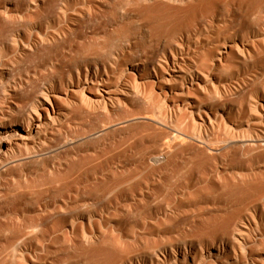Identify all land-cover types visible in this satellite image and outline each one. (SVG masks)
Returning a JSON list of instances; mask_svg holds the SVG:
<instances>
[{
  "label": "bare ground",
  "instance_id": "obj_1",
  "mask_svg": "<svg viewBox=\"0 0 264 264\" xmlns=\"http://www.w3.org/2000/svg\"><path fill=\"white\" fill-rule=\"evenodd\" d=\"M71 1L74 0H0V78L5 76L10 55L30 52L26 81L16 87L0 81V188L7 190V178L15 172L21 180L19 184L13 182L11 191L15 194L0 195V264H264V227L262 223L261 227L251 225L264 210V195L259 194L264 193V179L248 174L235 180L233 176L237 175L230 178L226 174V181L221 173L225 170L220 168L224 157L244 160L264 155V136L252 133L248 143L242 142L248 152L240 149L234 155L219 153L216 144H237L236 137L203 140L209 137V129L226 128L224 124L233 118L231 107L207 109L192 100L203 89V83H208L212 71H226L224 64L244 49V44L232 41L216 47L208 75L190 74L185 69L188 64L182 48L175 47L164 63L158 62V55L143 51L141 60L115 69L110 64L115 59L104 53L105 48L112 49L120 39L138 30L145 32L149 44L159 32L174 41L183 30L198 31L206 23L202 18H209L217 0H165L162 5L165 2L168 7L183 11V18L173 22L174 26L151 15L143 23L124 24L114 34L105 24L122 18L124 6L138 7L145 0H75L74 6L69 7ZM112 2L121 8L112 10ZM156 2L154 7L159 4ZM62 19L76 22L78 27L62 30ZM146 24L150 29H144ZM77 39L85 45L72 56L73 48L79 44ZM92 56L95 59H90ZM42 60H47L49 67L42 66ZM199 63L205 65L206 58ZM147 65H154V74L146 77L149 83L141 70ZM229 65L231 72L236 73ZM222 95L231 106L235 100L243 99V92L233 93L229 86ZM255 105L253 109L264 123V104ZM185 116L195 123L188 132L179 133L187 142L159 128L167 126L174 117ZM133 128L141 129L140 140H145L142 132L153 131L146 137L148 147L134 150L131 155L124 151L118 154L124 160L99 154V150L109 149L120 135ZM186 153L191 154L188 161L184 160ZM201 175L210 178L209 184L212 181L211 191L201 192L199 185L203 183L197 179ZM171 176H179L177 185L182 190L199 187L197 192L201 195L194 192L198 206H193L194 194L182 190L183 195H169L171 203L167 200L162 206L147 196L146 191L155 183L161 186L162 178ZM122 182L133 188L134 196L141 200L134 210L123 211L122 217L129 220L131 230L119 229L115 234L96 222L109 218L106 210L99 212L101 204L97 200L110 204L104 199L115 183ZM256 183L254 190L259 191V196L248 194L250 191L235 197L222 196L226 189L236 191ZM214 194H219L222 202L207 201L203 205L201 200H210ZM42 226L46 229L37 230ZM163 229H179L182 233L163 239ZM23 233L29 235L27 247L8 242Z\"/></svg>",
  "mask_w": 264,
  "mask_h": 264
},
{
  "label": "rangeland",
  "instance_id": "obj_2",
  "mask_svg": "<svg viewBox=\"0 0 264 264\" xmlns=\"http://www.w3.org/2000/svg\"><path fill=\"white\" fill-rule=\"evenodd\" d=\"M74 1H71L69 7L74 6V4H73ZM156 1L159 3L156 7L153 6V4H155L154 3L155 0H145L143 3L141 2L138 7L136 5L124 6L122 8V16L123 17L122 18L119 17L118 19H116V21H114L112 23H107L105 25L110 29L111 34H114V33H117V31H119L120 28L123 27L124 24L134 23V22H139V21L141 23H143L151 15L161 17L162 20H164L167 23H170L172 26H174L173 22H176L177 20L183 18V11L174 9V8H172V6L171 7L166 6V5H164L165 2L162 5L161 2H163L165 0H156ZM167 1H170V0H167ZM217 1H216L215 5L213 6V12L209 16V18L208 17L202 18L203 20L206 19V23H204L203 26L199 27L198 31L196 30V31H192V32H190V31L187 32V30H183L181 35H178V37L174 41L169 39L165 35V33L159 32L158 33L159 36H155L154 42L149 44V41L145 38V32L138 30L136 33H133L128 38L120 39V41H118L116 43L115 47H113L112 49H110V47L105 48L104 53L106 55H110V58L112 60L115 59L116 63L113 61L110 62V64L112 65V68L115 69L118 65H122L124 63L131 65V64L135 63L136 61L141 60L143 51H147L149 53H153V54L158 55V62L164 63L165 62L164 59L167 58L168 56H170L172 54V52L175 51L176 48H179V49L182 48L183 54H184V62H186L185 64H188V65L184 64L185 69L190 74H198V72H200V73L206 72L205 75H208L212 69V66H211V65H213L212 59H213L214 50L216 49V47H220V48L224 47L226 42L229 43L232 41H238V42L244 44L245 48L244 49L242 48L240 50V52L238 54H236L237 56L235 55V56H233V58L230 57L228 60L229 62L227 61L229 64H231V66H233L232 70L235 68L234 70H236V73L231 72V69H229L230 65L226 62L227 64L226 63L224 64V65H226V68H227L226 71L225 72L223 70H220L219 72H213L212 71L211 75L212 74L213 75L209 76L208 83L207 84L203 83V89L198 94L194 95V99H192L193 101L201 103L202 106L204 108H207V109H218V108L222 109L223 107L224 108L231 107V109L233 111V115H232L233 118L231 117V119L229 121H227L226 124H224V126H226V128L225 127L223 128V126H218V127L215 126L214 127L215 131H213V128L209 129V134H208L209 137L205 138L203 140V142H207L209 139H211V140L216 139L217 137L218 138L221 137L219 139H223L224 137H226L228 135L232 136V137L234 136V138L236 137L235 140L238 141L237 144L228 142V143H218L220 146H217L218 144H216L215 145L216 148L214 146H212V148L213 149L215 148V150L219 147L218 148V150H220L219 153L224 154L227 152L229 154L231 153V155H234L236 153V151H239L240 149H242L245 152H248V151H246V147H243V145H241V144H242V142L248 143V141L250 140L249 136H251L252 133H254V134L262 133L260 135L264 136V123L260 122L259 112H256L257 110L253 109L254 107H256L255 104H261V105L264 104V92H263L264 91V45H263L264 44V24H263L264 23V6H263L264 0H221L222 2L220 0H217ZM80 2L81 1H79L78 3H80ZM254 2H255V4H254ZM117 8H121V7H119V5L116 2H112L111 9L116 10ZM258 10H259V12H258ZM202 19H200V20H202ZM65 21L66 20L62 19V30L66 29V28H72V27H73L72 29H75L78 27L76 22L66 21V23H65ZM217 22H218V24H217ZM104 26H102L101 30H103ZM150 27L151 26L146 24V28L144 27V29H150ZM200 29H201V31H200ZM236 29H237V32H236ZM62 37H63V35H62ZM101 37H103L102 34H101ZM218 40H221V41H218ZM77 42L79 44L75 48H73V51L71 49L72 56H76L77 52H79L78 48L85 45V43L83 42L82 39H77ZM214 42H215V45H214ZM81 43H83V44H81ZM257 50H259V51H257ZM262 51H263V53H262ZM20 52L9 56L10 57L9 61H8L9 64L5 67V70H4L5 76H4V78H0V81H2V82L4 81L3 83L10 84V86L14 85V87H16V85H20V83H22L23 81H26L27 77L29 76L27 68L30 65V61H29V53L30 52H28V50L27 51H20ZM66 53H69V49L66 50ZM95 57L96 56H92V57H90V59H95ZM161 57H162V59H161ZM203 57L206 58V63H205V65L201 66L202 64L199 62H201V59ZM41 64H42V66L49 67L47 60H42ZM9 68H11V69H9ZM157 69H159V68H157ZM141 70H142V74H144L145 78H146L149 76L150 73L154 74V65H147L146 68L141 69ZM247 71L248 72L250 71V72L248 73ZM241 76H243V78ZM65 77H67V76L62 75V78H65ZM241 78L244 80H241ZM149 82H150V80L147 79L146 83H149ZM173 85H171V86H173ZM226 86L232 87L233 93H241V95H242V92H243V99L235 100V102L233 103V106H231V103L229 102L228 98H225L222 95V92L224 91V88ZM176 87L177 86L175 85L174 88H176ZM17 88H19V87H17ZM158 93H159V91H158ZM258 93L260 96L258 95ZM129 97L133 98L134 96L130 95ZM245 98H247V99L245 100ZM259 100H260V102H259ZM246 104H248V105H246ZM234 105H235V107H234ZM244 110L247 112L244 113L245 112ZM102 113L104 114V112L101 111V114ZM237 115H238V117H237ZM252 121L253 122L255 121V122L253 123ZM190 125H191V127H190ZM194 125H195V123L192 121V119H190V116H185L184 118L174 117V119L169 120V124L167 126H163V127L159 126V128L162 131H165L168 133L171 132L170 134L172 136L177 135L179 137H182L187 142L188 139L179 133L180 132H188L190 129H192V127H194ZM250 125H251V127H250ZM240 126H241V128H240ZM165 127H166V129H165ZM174 128H176V129H174ZM228 128H229V130H228ZM237 129L240 131H238ZM140 130L141 129H137V128L129 129L127 132L120 135L118 137L119 139L117 138L115 143L112 144L109 149L99 150L100 151L99 154L103 153L106 155L107 158L110 156H116V158L118 157L117 159L124 160V156L120 159L118 154H120L124 151L127 153V155H129L130 152L132 153V152H135L139 149H143V148L148 147L150 144H148V142L146 141L147 140L146 137L148 135H152L153 131H144V132L141 131L145 140H140L141 139V136L139 134ZM212 132H216V133H212ZM233 133H234V135H233ZM130 135H132V136H130ZM213 135H214V137H213ZM240 140H241V143H239ZM165 142H167V140ZM127 145H128V147H127ZM221 145H222V147H221ZM137 146H139V148ZM225 146H227V147H225ZM112 147H113V149H112ZM164 148H163V150H165ZM111 150H113V151L111 152ZM127 150H128V152H127ZM131 153H130V155H131ZM163 154H165V151L160 153V156ZM186 154L187 155L184 156L185 158L184 157L183 158L185 161H188L191 154L190 153H186ZM259 156H260V158L262 156V159H260ZM263 157H264L263 154L251 156V157H248L247 159H244V160H241L239 158H237L238 160L237 159L234 160L232 158L230 159V157L228 159H225L227 157H224L221 160L222 165H220V168L223 167V168H221V171L225 170V171L221 172V173H223L222 176H225V177H223V179L224 180L226 179V181H229V180H227V179H229L228 177L230 176V178H231L233 175H237V176H233L236 178L235 180L241 179L240 175H244V177L249 176V175L250 176L253 175V176H258L259 179H264V177L262 175L263 170H264V165H263V162H264L263 159L264 158ZM116 158H115V161H117ZM254 159H257L258 161L257 160L255 161ZM246 162L248 165L246 164ZM250 162L252 165H250ZM243 163H245V165ZM257 163L259 165H263V166H259ZM242 165H244L246 167H244ZM133 166H134V164L130 165L129 167L131 168ZM251 166H253V167L251 168ZM224 167H226V169ZM256 167L257 168L259 167V168L255 169V171H254V168H256ZM242 168H244V169H242ZM249 168H251L252 170ZM180 169H181V167H180ZM236 169H237V171H236ZM239 170H241V171H239ZM245 170H247L246 171L247 175L245 173ZM257 170H258V173L256 172ZM259 171H261V173H259ZM167 174L169 175L170 172ZM226 174H229V176ZM168 175H166V176H168ZM201 176L202 177H200V178L197 177V179L203 183V184L199 185V187L201 186L200 187L201 192H203V191L205 192V190H208V192H209V190L211 191V189H213V187H209V186H212V181L210 182V184H211L210 185L208 182L210 178L208 176H205V175H201ZM172 177L173 176L170 177L171 179L170 178H162V182H160L161 186H159L158 183H155V185L152 186V188L155 187V190H152V188L150 187L151 189L146 191L147 196L151 197L153 199V200L152 199L151 200L155 201L156 205L162 206V205H166L167 203H171V200H170V199H172L170 197L171 195H178V196L183 195V194H181V190H182L181 186L177 185L178 184L177 180H178L179 176H175L174 179H172ZM258 177H255V178L253 177V179L255 180ZM204 178H205V180H204ZM206 179H207V181H206ZM6 182L9 183L7 186V190L0 188L1 189L0 195L5 196L6 194H15V192H12L11 189L13 188L12 187L13 182H17V184H19L21 182L20 175L15 172V173L11 174L10 177L7 178ZM205 184H207V187L205 186ZM252 184H254V183H252ZM202 185H204L205 187ZM256 186H257V183L253 186L251 185L247 188L238 189L236 191H232V190L230 191V189H226V190H224L225 192L223 191L222 196L223 197H228V196H234L235 197V196H240V194H242V193H248L249 191L250 192L248 194H250V193L255 194L256 193L255 195L259 196L258 195L259 191L257 192L254 190V188ZM193 187L194 186L188 187V189L185 188V190L183 189L182 192L185 194H189V192L193 193L194 196L192 194H189V195H192L194 197V200L192 202L193 206L194 205L198 206L199 202L195 201V199L197 200L196 197L198 196L197 194H199L198 192H200V189H199V187H196V188H193ZM2 188H4V187H2ZM202 188H204V189H202ZM116 189H118V191L114 193V191ZM197 190H198V192H197ZM21 191H24V189L22 188ZM159 192H160V194H159ZM194 192H196L197 194ZM238 192H239V194H238ZM134 193H135V190L133 188H131L130 186H128L126 182L115 183L113 185V188L110 189L108 196L104 199V200L109 201L110 204L104 205V202L102 203L103 200H100V199L97 200V203L101 204V206H100L101 208L98 209L99 212H101L102 210L103 211L106 210L105 214H106V216L109 215V216H107L109 218H108V220H106V219L101 220L100 218H98L100 220L96 219L97 220L96 222L98 224H101V226L104 229L106 228L105 230L111 229V230L115 231V234H118V232H120V230H122V229L123 230H125V229L131 230L129 220L127 221L126 218L122 217L123 216L122 214H123V211H125V210H128V209L134 210L135 209L134 207H136L137 203H139V201L141 200L140 198H138V196H134L135 195ZM157 194H159V195H157ZM259 194L264 195V193H261V192ZM160 195H162V196H160ZM199 195H201V194H199ZM220 197L221 196L219 194H214V195L210 196V198H209L211 201L208 199H202L201 202L202 203L205 202V204L207 203V201L209 203H212V202H214V203L219 202L220 203V202H222L220 200L221 199ZM124 198H126V199H124ZM166 201H167V203H166ZM97 203L95 202L96 205H97ZM119 203H121V204H119ZM131 203H133V204L131 205ZM128 204H129V206H128ZM205 204L203 203V205H205ZM125 205H127V206H125ZM120 207L122 209H120ZM194 207H192V208H194ZM116 210H117V212H116ZM261 214H263V215H261ZM257 215H258V218L255 220V223H252V224L249 223V224H251L252 226H254V224H257V226H259L262 223V225H263L262 227H264V210L262 211V213H259ZM110 216H112V217H110ZM110 224H111V226H110ZM260 227H261V225H260ZM44 229H46V228L42 226V227H39L37 230L40 231V230H44ZM32 231H34V230H29L28 232H32ZM176 232L178 233V235H180L179 233H182L181 230H179V229L178 230L177 229H163L161 234H160V237H162L163 239H164V237H166L167 239L170 238V236L175 237V236H178L176 234ZM168 233H170V235ZM173 234H175V235L172 236ZM13 241L17 242L19 245H22L23 247H27V245L30 243L29 235H27L26 233H23L20 236H16L12 239V241L9 240L8 242L11 243ZM57 245H59V244H57Z\"/></svg>",
  "mask_w": 264,
  "mask_h": 264
}]
</instances>
